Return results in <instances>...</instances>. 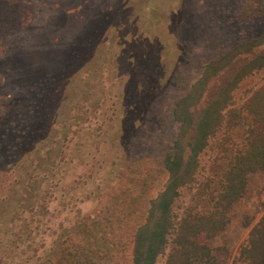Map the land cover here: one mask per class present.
Listing matches in <instances>:
<instances>
[{"label":"rangeland","instance_id":"obj_1","mask_svg":"<svg viewBox=\"0 0 264 264\" xmlns=\"http://www.w3.org/2000/svg\"><path fill=\"white\" fill-rule=\"evenodd\" d=\"M16 1L0 28V96L17 100L0 122V246L18 237L28 258L21 264H46L61 241L88 235L86 222L104 230L130 217L140 191L142 202L158 195L178 128L170 112L201 68L192 64L181 87L175 73L188 58L204 61L257 37L264 16L248 20L243 0ZM263 83V70L244 78L232 106ZM224 131L210 138L195 180L175 198V222L188 209L210 208L197 191L222 180ZM230 134L239 142L244 127ZM246 179L223 230L200 238L222 264H245L241 251L264 216V170ZM23 222L29 229L19 238Z\"/></svg>","mask_w":264,"mask_h":264},{"label":"trees","instance_id":"obj_2","mask_svg":"<svg viewBox=\"0 0 264 264\" xmlns=\"http://www.w3.org/2000/svg\"><path fill=\"white\" fill-rule=\"evenodd\" d=\"M0 2L2 28L7 21L4 17L11 14L17 1ZM241 14L248 20L264 16V0H243ZM206 56L204 61L184 60L175 73V83L181 87L192 64L201 68L195 81L181 87L187 91L170 112L178 128L162 158L165 177H160L163 182L158 195L142 202L144 193L140 191V200L133 203L130 217L121 216L104 230L94 220L86 222L88 235L83 237L75 232L74 237L68 239L70 242L61 241L59 250L46 264H156L161 255H165L164 264H222L200 238L202 235L212 237L223 230L229 209L245 191L247 172L264 170V83L243 103L232 106L238 84L249 75L264 71V32L237 42L228 51L209 52ZM44 102L50 104L48 98ZM16 103L13 95L0 96L1 123ZM41 106H34L33 110ZM238 126L244 127V139L233 142L230 133ZM221 128L225 131L218 145L226 160L222 180L216 187L208 179L197 191L211 206L206 210L188 209L175 222V198L182 187L195 180L199 156ZM227 149L229 153H223ZM21 228L19 238L23 233L27 235L29 222H23ZM172 233L174 237L168 248ZM23 247L18 237L6 242L0 246V262H27L28 258H23ZM241 255L245 264H264V216L250 229Z\"/></svg>","mask_w":264,"mask_h":264}]
</instances>
